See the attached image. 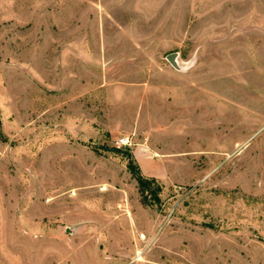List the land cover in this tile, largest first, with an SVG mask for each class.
<instances>
[{"label":"rangeland","instance_id":"obj_1","mask_svg":"<svg viewBox=\"0 0 264 264\" xmlns=\"http://www.w3.org/2000/svg\"><path fill=\"white\" fill-rule=\"evenodd\" d=\"M0 264H264V0H0Z\"/></svg>","mask_w":264,"mask_h":264},{"label":"crops","instance_id":"obj_2","mask_svg":"<svg viewBox=\"0 0 264 264\" xmlns=\"http://www.w3.org/2000/svg\"><path fill=\"white\" fill-rule=\"evenodd\" d=\"M131 152L144 177L157 179L164 183L169 180L170 174L166 162L162 159L163 153L148 143L134 144Z\"/></svg>","mask_w":264,"mask_h":264},{"label":"built area","instance_id":"obj_3","mask_svg":"<svg viewBox=\"0 0 264 264\" xmlns=\"http://www.w3.org/2000/svg\"><path fill=\"white\" fill-rule=\"evenodd\" d=\"M116 147H125L133 145L131 136H122L115 142Z\"/></svg>","mask_w":264,"mask_h":264},{"label":"water","instance_id":"obj_4","mask_svg":"<svg viewBox=\"0 0 264 264\" xmlns=\"http://www.w3.org/2000/svg\"><path fill=\"white\" fill-rule=\"evenodd\" d=\"M177 56L178 55L176 53H172L168 56V59L175 65L177 63Z\"/></svg>","mask_w":264,"mask_h":264}]
</instances>
